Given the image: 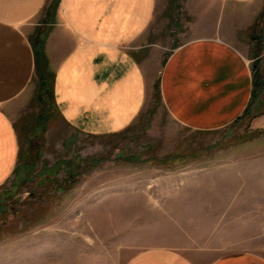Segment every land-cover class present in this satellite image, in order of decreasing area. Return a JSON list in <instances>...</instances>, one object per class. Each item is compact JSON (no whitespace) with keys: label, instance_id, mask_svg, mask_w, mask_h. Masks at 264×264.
<instances>
[{"label":"crops","instance_id":"1","mask_svg":"<svg viewBox=\"0 0 264 264\" xmlns=\"http://www.w3.org/2000/svg\"><path fill=\"white\" fill-rule=\"evenodd\" d=\"M255 71L264 83V0H0V189L17 174L20 131L30 140L46 123L39 95L18 123L19 98L47 77L51 109L74 135L125 130L155 85L169 117L193 131L236 130L249 116L213 183L102 188L112 193L89 204L94 213L71 220L99 224L94 237L55 232L48 247L47 232L23 236L0 264H264Z\"/></svg>","mask_w":264,"mask_h":264},{"label":"rangeland","instance_id":"2","mask_svg":"<svg viewBox=\"0 0 264 264\" xmlns=\"http://www.w3.org/2000/svg\"><path fill=\"white\" fill-rule=\"evenodd\" d=\"M176 46L175 41L168 50ZM158 92L155 85L142 115L128 128L111 136L91 137L74 135L55 115L50 77L36 91L29 88L19 98L15 118L18 123L31 120L38 112L39 95L46 123L30 140L18 127V171L0 189V249L23 236H38V232H47L48 247L53 245L55 232L64 239L81 232L94 237V227L99 224L82 222L83 217L77 223L71 220L72 216L94 213L89 206L105 193H112L102 188L173 182L179 189L185 182L213 183L214 176L209 173L221 164L229 166L230 143L249 116H244L245 121L236 130L193 131L169 117ZM260 100L250 117L264 114V94ZM50 169V174L44 173ZM221 251L224 248L211 258Z\"/></svg>","mask_w":264,"mask_h":264},{"label":"trees","instance_id":"3","mask_svg":"<svg viewBox=\"0 0 264 264\" xmlns=\"http://www.w3.org/2000/svg\"><path fill=\"white\" fill-rule=\"evenodd\" d=\"M254 78H255V85L256 87H263L264 83L262 82V77L260 76L258 71L254 72Z\"/></svg>","mask_w":264,"mask_h":264}]
</instances>
